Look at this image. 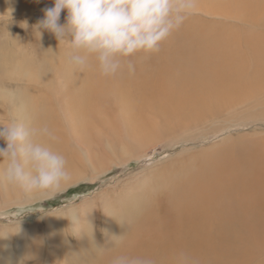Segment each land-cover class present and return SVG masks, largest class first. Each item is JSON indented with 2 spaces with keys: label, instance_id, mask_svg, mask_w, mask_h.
Returning a JSON list of instances; mask_svg holds the SVG:
<instances>
[{
  "label": "rangeland",
  "instance_id": "374dc122",
  "mask_svg": "<svg viewBox=\"0 0 264 264\" xmlns=\"http://www.w3.org/2000/svg\"><path fill=\"white\" fill-rule=\"evenodd\" d=\"M258 4L196 0L159 51L131 58L133 74L104 77L94 61L69 70L53 34L44 31L36 42L32 26L52 0H0V88L16 90L32 115L54 128V149L81 177L35 198L0 188V264H110L121 254L170 264L169 251L160 250L165 238L155 244L150 236L164 223L176 226L201 191L209 194L208 174H222L226 157L235 152L244 161L264 150V16L244 13ZM2 103L6 122L12 108ZM262 161L264 153L255 167H239V186L225 182L222 194L208 197L214 214L233 201L251 202L242 194L250 185L258 190L252 178ZM123 234L112 246L111 237Z\"/></svg>",
  "mask_w": 264,
  "mask_h": 264
},
{
  "label": "clouds",
  "instance_id": "9594fccd",
  "mask_svg": "<svg viewBox=\"0 0 264 264\" xmlns=\"http://www.w3.org/2000/svg\"><path fill=\"white\" fill-rule=\"evenodd\" d=\"M52 5L32 26L36 42L47 31L55 36L58 48H64L69 70L82 71L94 61L99 73L110 77L124 70L133 74L132 57L159 51L192 14L196 0H52ZM62 12L67 13L63 24ZM22 25L29 27L27 22ZM0 101L13 108L9 119L0 122V188L35 198L66 186L71 173L65 156L53 147L57 141L54 132L31 114L16 90L0 88ZM123 239L124 234L111 237L112 246ZM106 250L97 247L100 253ZM110 264L155 262L146 256L121 254L112 257Z\"/></svg>",
  "mask_w": 264,
  "mask_h": 264
},
{
  "label": "bare ground",
  "instance_id": "6f19581e",
  "mask_svg": "<svg viewBox=\"0 0 264 264\" xmlns=\"http://www.w3.org/2000/svg\"><path fill=\"white\" fill-rule=\"evenodd\" d=\"M257 1L259 2V4L256 7V9L254 7L253 8H244V13L250 14V12H252L254 15H256L259 18H260V16L263 17L264 16L263 15L264 14V0H257ZM205 37H206V35H205ZM158 91H160V90H158ZM232 91H234V90L232 89ZM161 92H163V89ZM237 92H238V89H237ZM239 92H241V91H239ZM168 95H170V94H168ZM232 95H234V94H232ZM158 96H159V94H158ZM166 99H169V98H166ZM222 99H223V97H222ZM230 101H231V99H230ZM39 107H40V105H38V108ZM10 108H12V106H10ZM29 109H30V107H29ZM11 112L13 114V108H12ZM57 112H59L58 109H57ZM72 113L73 114H71L72 116L70 115L71 117L69 119H71L72 121L75 122V121H77L75 118V114H77V112L72 111ZM31 114H32V112H31ZM58 114L59 113H57L56 116ZM59 118L60 117H58V119ZM53 121H54V119H53ZM72 121H70V122H72ZM55 123L57 125V122H55ZM50 127H52V125ZM53 129H51V130H53ZM100 134H101V136L103 135L102 133H100ZM63 136H64V134H63ZM65 137L66 136H64V138ZM102 138H101V140H102ZM66 141H68V139ZM71 141H73V140H71ZM59 142H61V141H59ZM100 147H101V145H100ZM66 148H68V147H66ZM255 149H257V148H255ZM259 149H260L259 153H257L256 150L248 152L249 156H250V154L252 156L247 157V158H242V160L244 159V161H241L239 158H237L238 153H235V152H233L231 156L226 157L222 161V164L225 168V170L221 169L222 174H219V173L208 174L209 181H207V187L210 188L209 194L208 195L204 194L201 191L200 200H199V198H196L193 201L186 203L185 209L183 211L184 213L181 215V220L179 219L180 222L178 224H176V226H174L173 223H164V230L162 232H159L160 234L155 233V234H152L150 236V237H153L152 241L155 244L157 242H159L160 240L165 238V240H164L165 242L163 243L165 245H162L160 250L169 251L170 264H264V168L259 167L262 172H260L257 175L255 174V176L252 178L253 183L257 182V185L259 187L258 190H256L254 186L250 187L251 186L250 185V186H248V189H246V191L243 192V194H242V199L247 198L251 202H244L243 206H241V203H242L241 201H238V204H236V202L233 201L231 203V205L227 204L228 207L225 206V208H223V210H215L218 213L214 214V212H213L214 209L210 210V204H212L211 201H213V200L208 198V197H211L210 195L222 194L223 191L220 188L223 185H225L224 184L225 182L227 184H229V186L231 188L237 187V185L239 186V182H240V176L238 173L239 167H245V168L246 167H253V166L255 167L256 159L264 153V150H262L261 148H259ZM94 154H95V152H94ZM125 154H127V153H125ZM86 158L89 162L92 159V154H90L89 151L86 152ZM93 159H95V156H93ZM247 163H249L250 165H248ZM262 163L264 164V161H262ZM259 166H261V165H259ZM242 170H244V168ZM73 177L75 179H78V180L81 179V177L78 178V176H76V174L73 175ZM94 177H92V178H94ZM201 182H203L202 179H201ZM200 183L197 182V184H200ZM194 184H196V182ZM226 186H228V185H226ZM203 187H205L204 184H203ZM222 188H225V187H222ZM3 189H7V188H3ZM201 190H203V189H201ZM10 192L12 194H14V193H16V190L15 191L10 190ZM197 195H199V194H197ZM203 195H204V200H202ZM187 196L189 198H194V197H192L191 193H188ZM220 201H222V200H220ZM223 202H225V201H223ZM215 206H217V205H215ZM222 207H224V206H222ZM112 210H113V208H112ZM165 212H167V211H165ZM50 226H52V224ZM54 228H55V226H54ZM47 230H50V229L47 228ZM52 233H53V231H52ZM83 234H84V232H83ZM160 244L157 246H160Z\"/></svg>",
  "mask_w": 264,
  "mask_h": 264
},
{
  "label": "crops",
  "instance_id": "0c3cea01",
  "mask_svg": "<svg viewBox=\"0 0 264 264\" xmlns=\"http://www.w3.org/2000/svg\"><path fill=\"white\" fill-rule=\"evenodd\" d=\"M0 102H3L2 104L5 105V106H8V107L11 106V105H10L9 103H7L6 101H0ZM31 102H32V101H31ZM0 105H1V104H0ZM27 105L30 106V104H28V103H27ZM75 122H76V121H75ZM86 152H88V151H85V152H84L85 155H86ZM85 159L87 160L86 156H85ZM88 162H89V161H88ZM70 173H71V180H70V182H69L67 185H72V184L75 183V181L78 180V179H75V178L73 177V175H75L74 172H71V171H70ZM67 185L64 186L63 188L67 187ZM9 190H13V191H15V189H12V188H9ZM14 194H16V193H14ZM23 195H24V194H23ZM28 201H30V200H28Z\"/></svg>",
  "mask_w": 264,
  "mask_h": 264
}]
</instances>
